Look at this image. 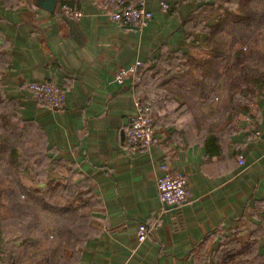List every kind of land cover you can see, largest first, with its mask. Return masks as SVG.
Masks as SVG:
<instances>
[{"label": "crops", "instance_id": "obj_1", "mask_svg": "<svg viewBox=\"0 0 264 264\" xmlns=\"http://www.w3.org/2000/svg\"><path fill=\"white\" fill-rule=\"evenodd\" d=\"M66 1L83 11L79 20L63 15L61 0L0 1L1 91L14 104L18 146L42 178L36 193L53 207L42 208L51 229L35 242L17 240L0 264H264V95L247 106L253 123L228 102L231 73L264 71V50L241 53L237 41L226 65L206 54L203 31L186 36L185 21L208 0H166L167 10L146 0L153 16L144 27L113 20L110 0ZM188 56L197 63L187 65ZM136 60L143 64L132 80L115 82V70ZM203 75L207 85L197 82ZM31 80L62 84L64 106L35 99L25 87ZM136 96L158 103L159 141L131 150L124 129ZM164 162L187 176L178 206L159 199ZM50 180L59 182L52 195ZM65 221L69 240L61 247ZM139 222L150 227L142 241Z\"/></svg>", "mask_w": 264, "mask_h": 264}, {"label": "trees", "instance_id": "obj_2", "mask_svg": "<svg viewBox=\"0 0 264 264\" xmlns=\"http://www.w3.org/2000/svg\"><path fill=\"white\" fill-rule=\"evenodd\" d=\"M6 1V0H5ZM262 3L261 6L256 5V3ZM61 2H67L66 0H61ZM229 0H208L202 4V8H200L195 13L189 14L186 17L185 23V34L186 36L193 37V31L196 28L203 31L204 33V41L207 42L208 47L202 50H205V53L210 54L209 56H214L217 60L222 57H228L229 52L228 49L231 47L235 42L242 41L249 35L254 34L251 32L248 35V31H251L252 27L264 22V0H237L236 8L232 9L230 5H226ZM68 3V2H67ZM72 5V4H71ZM201 11V12H200ZM211 18L214 19L210 20ZM210 20V21H209ZM188 27V28H187ZM255 29V28H254ZM248 35V36H247ZM247 39V38H246ZM6 53L2 49L1 41H0V66L2 67L3 62H6ZM187 65L190 63H197V60L190 59V56L187 57ZM173 67L178 66V64L172 65ZM210 66V58L204 57V60L199 63V67L204 71H208ZM235 67H239L238 63L236 62ZM141 67L138 68V70ZM211 68V67H210ZM209 68V69H210ZM159 69V67H157ZM236 69V68H235ZM234 72L231 73L229 76V94L228 99L231 105H234L232 108H236V110H241L240 112L247 113L249 110V103L252 98L257 94H263L262 86L264 84V71L258 69H240L237 70L236 74ZM166 69H164L162 75L166 76ZM168 72V71H167ZM206 76L203 75L202 78L198 79L197 82L202 85H207ZM246 90V91H245ZM248 106V107H247ZM14 108V104L7 99V97L2 93L0 87V128L2 131L0 132V148L8 149L10 158L18 164L20 162L19 156L21 155L19 148L16 146V143L21 140V128L20 124L17 119H15L10 113V108ZM241 107L240 109H238ZM224 108H227L225 106ZM224 112L229 110L223 109ZM248 110V111H247ZM246 111V112H245ZM12 137L13 141H8L7 137ZM206 143V142H205ZM18 159V160H17ZM16 168V167H15ZM53 180L47 181L49 185H47L48 195H52L55 189L58 187L59 182L55 180L54 182L58 183L55 187L50 184ZM18 186L22 190L25 191L27 198H31L33 201L35 200L38 202L40 207L46 209H52V205L43 198V196L39 193H36L35 188H31L30 186H26L22 184L19 180L16 182ZM9 195L12 196V199L15 203V198L13 196L18 197L16 193L11 191ZM1 192V190H0ZM1 196V195H0ZM8 197V194H7ZM9 198V197H8ZM11 201L13 202V200ZM16 205H14L15 208ZM20 207V205H19ZM19 207L15 209L18 211ZM11 208V207H10ZM67 221L65 224L62 223L60 226L59 233V240L60 246L62 247L65 242L69 240L67 235ZM58 231V228H57ZM15 238L11 241V245L14 246L16 240H20L21 242H35V236H23L21 234H17L13 236ZM62 253H60L61 257ZM14 253L10 249L7 251L6 259L13 257ZM41 260H47L48 262L51 260V256L48 254H43ZM63 256V255H62ZM3 259V258H2ZM5 259V258H4Z\"/></svg>", "mask_w": 264, "mask_h": 264}, {"label": "built area", "instance_id": "obj_3", "mask_svg": "<svg viewBox=\"0 0 264 264\" xmlns=\"http://www.w3.org/2000/svg\"><path fill=\"white\" fill-rule=\"evenodd\" d=\"M110 2L114 6L110 16L116 22L144 27L152 19L153 14L146 5V0H110ZM159 4L164 10L169 8L166 0H160ZM60 9L64 16L72 20H79L83 16V11L80 8L67 2H61ZM142 64L141 60H136L128 66L119 67L114 72V81L122 84L126 80H132ZM25 87L35 99L45 102L52 108H61L65 104L66 90L62 84L52 80H31L26 82ZM262 92L264 93V84ZM133 103L135 109L124 132L129 149L138 150L157 143L159 138L151 103L138 96L134 98ZM253 114L254 110L251 108L245 116L248 123L256 121ZM253 132L256 136L262 133L258 128H254ZM237 161L239 164L245 163L243 154H238ZM161 168L162 173L157 177L159 199L165 204L178 206L187 197V176L181 171L169 170L165 162L161 164ZM149 232L150 227L146 222L137 224L135 233L138 241L144 240Z\"/></svg>", "mask_w": 264, "mask_h": 264}, {"label": "rangeland", "instance_id": "obj_4", "mask_svg": "<svg viewBox=\"0 0 264 264\" xmlns=\"http://www.w3.org/2000/svg\"><path fill=\"white\" fill-rule=\"evenodd\" d=\"M236 3L237 0H229V2L225 4H228L232 9H235ZM256 5L261 6V1L260 3H256ZM256 26L257 25L252 27L251 31H248V35L251 32H254V34L252 33V35L246 37L247 39L245 38L244 42L238 41L239 45H243V47H241V53L246 52L247 48L264 50V22L260 23L258 27ZM235 46L238 48L237 45ZM244 46H247V48ZM229 60L227 59V56L219 59L221 65L222 63L226 65ZM150 103L153 105V109L154 105L158 104L152 100ZM1 131L2 129L0 128V132ZM7 138L8 141H13L12 137L9 136ZM19 142L16 143L18 148ZM19 151L21 153L19 156L20 162L16 164L13 159L10 158L8 149L0 148V259L5 258V260L7 251L12 248L11 241L15 239L13 236L19 234L22 230L24 234H28L27 236H35L40 234L41 229L50 230L52 226L51 217L47 216V213L45 214V212H42V207L37 204L38 202L35 200L33 201L31 198H27L25 191L16 183L19 180L20 182L29 185L31 188L34 187L41 189L39 184L42 182L41 177L37 178L38 173H36L35 168L33 167L35 162L31 159L32 157L30 156L29 158L28 154L22 152L20 148ZM24 169H26V171ZM10 188H14L11 189L13 195L14 193L18 195V197L13 196L15 198V203L12 196L9 195ZM67 193L66 190H62L60 195L65 197ZM7 194L9 198L7 197ZM14 205H16L15 208ZM18 207L19 209L16 211L15 209ZM42 214L44 215L43 217ZM17 242L18 241L16 240L15 243Z\"/></svg>", "mask_w": 264, "mask_h": 264}, {"label": "water", "instance_id": "obj_5", "mask_svg": "<svg viewBox=\"0 0 264 264\" xmlns=\"http://www.w3.org/2000/svg\"><path fill=\"white\" fill-rule=\"evenodd\" d=\"M170 206H175V205H170Z\"/></svg>", "mask_w": 264, "mask_h": 264}]
</instances>
